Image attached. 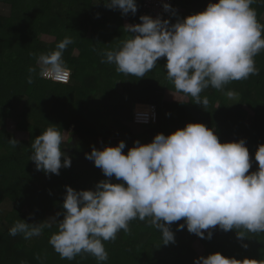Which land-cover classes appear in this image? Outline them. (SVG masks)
<instances>
[{
	"label": "trees",
	"instance_id": "16d2710c",
	"mask_svg": "<svg viewBox=\"0 0 264 264\" xmlns=\"http://www.w3.org/2000/svg\"><path fill=\"white\" fill-rule=\"evenodd\" d=\"M2 1L11 6V14L0 17V264H98L91 254L61 259L49 244L55 226L29 240L9 235V229L20 219L39 223L51 213L54 217L62 213L66 186L77 191L94 190L101 180L108 179L94 161L86 158L93 146L103 150L123 140V152L127 154L137 140L147 144L159 133L170 135L188 123H203L215 130L222 143L244 139L252 159L249 172L258 170L255 153L264 144V51L254 58L258 75L232 81L224 91L206 89L201 94L209 100L205 110L190 96L176 92L167 78L166 58H160L158 65L140 79L118 73L115 65L101 63L102 51L118 49L129 35H134L124 31L123 20L129 16L132 22L140 23L142 8L138 0L135 15L109 9L103 0L99 4L98 0ZM174 1L171 23L186 18L178 7L189 10L199 3ZM260 2L256 0L252 7L264 24ZM45 33L55 35V41L42 40L40 36ZM66 36L74 41L63 54L71 71L70 82H54L37 75L29 84V67L36 65L40 54L55 50ZM166 90L183 98L166 102ZM227 90L236 91L238 98L228 99L224 94ZM137 103L156 104L158 108V121L138 125L142 127L139 133L133 130ZM10 120L15 122L16 130L28 133L27 139H18L8 130ZM51 124L61 132L72 130V136L62 145L72 163L62 167L59 175L38 171L30 160L32 140ZM13 138L20 142L15 148L9 143ZM111 179L113 183L121 182ZM7 202L11 206L5 210ZM57 219H63V215ZM181 223L184 221L171 226L175 242L164 245L156 229L139 219L131 221L129 234L121 231L115 241L104 242L109 258L100 264H194L196 258L216 252L240 260L247 257L264 261V232L248 233L249 238L240 240L235 230L225 232L217 226L212 238L206 239L190 233L186 226L179 229ZM197 241L204 245L200 255L194 246Z\"/></svg>",
	"mask_w": 264,
	"mask_h": 264
},
{
	"label": "clouds",
	"instance_id": "9594fccd",
	"mask_svg": "<svg viewBox=\"0 0 264 264\" xmlns=\"http://www.w3.org/2000/svg\"><path fill=\"white\" fill-rule=\"evenodd\" d=\"M255 2H210L204 11L175 23L143 15L142 23L124 26L125 32L134 35H129L118 49L100 53L101 63L115 65L118 73L140 79L158 65L160 58H166L167 78L176 92L190 96L206 110L209 100L201 95L206 89L224 91L232 81L259 74L254 58L264 51V24L252 7ZM103 3L123 15H135L138 10L136 0ZM171 8L164 4L165 11ZM9 11L0 5V14ZM73 43L66 36L55 50L40 54L36 65L28 69L27 82L33 83L37 75L68 82L70 69L63 54ZM224 94L230 100L238 98L234 90ZM66 134L51 124L32 140L30 160L38 171L59 175L62 167L71 166V157L62 147ZM9 143L13 148L20 145L14 138ZM125 147L123 140L103 150L93 146L86 158L94 161L108 179L101 180L94 190L77 191L66 186L64 211L57 213L63 219L50 217L39 223L20 219L9 229V235L29 240L55 226L49 244L61 259L91 254L100 264L109 258L104 242L115 241L121 231L129 234L130 222L135 219L156 229L164 245L175 242L171 226L181 220L184 223L178 225L179 229L186 226L190 233L206 239L212 238L217 226L225 232L235 230L240 240L249 238L248 233L264 232V144L255 153L258 170L253 172H249L252 159L244 139L222 143L215 130L203 123H188L170 135L159 133L147 144L137 140L127 154L123 152ZM113 177L121 182L113 183ZM194 264L264 261L247 257L240 260L216 252L196 258Z\"/></svg>",
	"mask_w": 264,
	"mask_h": 264
},
{
	"label": "built area",
	"instance_id": "2783aa9c",
	"mask_svg": "<svg viewBox=\"0 0 264 264\" xmlns=\"http://www.w3.org/2000/svg\"><path fill=\"white\" fill-rule=\"evenodd\" d=\"M141 3L143 15H149L153 18L160 17L165 20L172 22V13L175 6L174 0H138ZM170 4L172 6L170 11H165L164 4ZM142 23V21H140ZM48 79V78H45ZM51 80V79H50ZM71 80V71L68 82ZM64 83V82H61ZM148 109L134 110L133 112V123L136 125H150L155 124L158 121V108L156 104H147Z\"/></svg>",
	"mask_w": 264,
	"mask_h": 264
},
{
	"label": "rangeland",
	"instance_id": "374dc122",
	"mask_svg": "<svg viewBox=\"0 0 264 264\" xmlns=\"http://www.w3.org/2000/svg\"><path fill=\"white\" fill-rule=\"evenodd\" d=\"M0 5H3L4 7L10 9V11H9V13L7 15L0 14V17L9 16L11 14V6L8 3H6L5 1H2V0H0ZM260 5L262 7H264V0H261ZM204 10H205V7H199V8H196L195 9V12L194 13L202 12ZM263 19H264V14H263ZM40 38L42 40L46 41V42H52V41H55L56 36L45 33V34H42L40 36ZM75 53H78V52L76 51ZM117 88L119 89L118 91L121 92L122 87L120 85H118ZM182 98H183L182 96H180V95L178 96V94H176L172 90H166V92L164 93V100L166 102H172L174 100H178V99H182ZM137 105H140L141 108L140 109H137ZM19 106L22 107L21 105H19ZM134 108L136 110L148 109V105H143V104L138 103V104L135 105ZM131 125H133V124H131ZM7 128H8L9 131H12L16 135V137L18 139H27L28 138V133L16 130L15 122L13 120L8 121ZM71 129H72V127H71ZM133 130L136 133H139V132H141L142 127H140L138 125H133ZM65 133H67L65 140H67L70 136H72V130H65ZM5 206H6L5 207V210H8L10 208L11 204L9 202H7L5 204ZM50 217H54V214L51 213L50 215H48L47 219L50 218ZM205 231H207V230H205ZM194 246H195V248H196V250H197V252H198L199 255L203 253V251H204V245H203V243L201 241H197ZM163 258H165L167 261H171L172 260L171 258H168L166 256H163Z\"/></svg>",
	"mask_w": 264,
	"mask_h": 264
},
{
	"label": "crops",
	"instance_id": "0c3cea01",
	"mask_svg": "<svg viewBox=\"0 0 264 264\" xmlns=\"http://www.w3.org/2000/svg\"><path fill=\"white\" fill-rule=\"evenodd\" d=\"M197 2H199V3H197ZM195 3H197V4H195ZM194 4H195L196 8H199V7H205L208 4V2L205 3L204 0H195ZM196 8H194V9L192 8V9H189L188 10V9H186V7H182L181 6V7H178L177 11L178 12H184V15H186V17H187L189 15L195 14L194 12H195V9ZM129 24L135 25L136 23L132 22L130 20V17L129 16H126L124 18V20H123V28H124V26L129 25ZM141 104L147 105V104H144V103H141Z\"/></svg>",
	"mask_w": 264,
	"mask_h": 264
}]
</instances>
